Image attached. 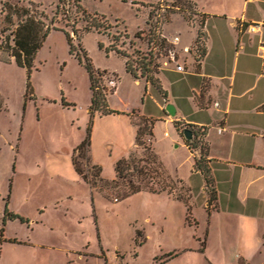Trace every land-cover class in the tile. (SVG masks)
<instances>
[{"label":"rangeland","instance_id":"1","mask_svg":"<svg viewBox=\"0 0 264 264\" xmlns=\"http://www.w3.org/2000/svg\"><path fill=\"white\" fill-rule=\"evenodd\" d=\"M8 1L37 10L46 24L69 33L81 63L69 53L64 33L50 31L33 59L32 90L24 97L26 70L0 48V264H210L203 250V206L190 209L187 221L185 204L175 199L190 200L183 182L193 183V198L200 193L185 161L188 150L174 148V125L158 118L160 99L153 88L158 89L138 67L152 58L155 71L150 75L160 85L157 75L163 55L173 46L169 41L181 35L189 42L192 30L186 26L197 31L201 18L190 16L175 0ZM82 9L98 14V29L85 30ZM7 34L0 12V44ZM86 56L94 69L104 72L107 104L118 113L96 112L90 119ZM125 61L135 77L126 73ZM109 79L116 80V87L108 86ZM145 84L153 88L145 91ZM144 118L151 119L156 139L144 134L143 144H137V126ZM87 127L90 160L78 159L83 171L95 163L102 178L112 180L115 162L128 156L138 161L146 146L171 178L172 195L139 192L121 198L118 187L86 184L71 156ZM168 130L166 141L163 132ZM5 209L27 221L2 222ZM212 235L208 254L217 260L220 254L230 257L232 238ZM262 257L256 254L253 263L264 264Z\"/></svg>","mask_w":264,"mask_h":264},{"label":"crops","instance_id":"2","mask_svg":"<svg viewBox=\"0 0 264 264\" xmlns=\"http://www.w3.org/2000/svg\"><path fill=\"white\" fill-rule=\"evenodd\" d=\"M192 2L204 15L205 55L195 64L191 54H182L183 72L173 64L161 67L157 77L165 97L149 84L145 91L149 86L158 93V118L165 124L177 120L205 128L214 201L209 202L203 176L194 168L197 151L189 150L175 126L172 144L188 150L185 161L190 163V176L197 178L200 193L196 198L193 183H183L191 194L190 209L203 206V250L208 262L254 264V256L263 254L264 263V0ZM248 24L262 27L250 32ZM186 27L192 37L186 43L180 35L183 46L191 45L196 37V31ZM170 75H175L172 83L167 82ZM167 104L173 106V115L165 111ZM170 136L169 130L163 132L166 141ZM216 232L232 238L230 257L220 254L217 260L208 254V242Z\"/></svg>","mask_w":264,"mask_h":264},{"label":"trees","instance_id":"3","mask_svg":"<svg viewBox=\"0 0 264 264\" xmlns=\"http://www.w3.org/2000/svg\"><path fill=\"white\" fill-rule=\"evenodd\" d=\"M62 0H58L60 3ZM176 4H179L183 9L188 11V13L194 16H199V29L196 31V37L191 44V56L195 64H198L200 60L205 55L204 46V15L199 14L196 10L195 4L192 0H175ZM174 5L178 7L177 5ZM0 12L3 13V23L6 25V30L9 34L5 36L0 44V48L4 49L8 53V56L13 58L14 63L26 70V88L24 97H26L28 91L32 88L29 84L30 78V68L32 67V62L37 51L41 48L47 35L52 30H61L50 24H46L41 18L42 14L38 13L37 10H31L30 8L24 6H17L11 4L8 0H1ZM82 15L84 19H87V26L85 30L89 32L91 28L98 29V25L94 24L97 19L98 14L94 12L90 14L82 9ZM103 18V16H100ZM201 29V30H200ZM66 38L69 53L74 55L78 63H81V58L77 53L74 52L72 45V38L69 33L61 30ZM74 32V30H73ZM99 48H101V43H98ZM6 63V61H5ZM152 58H149L147 62H141L138 66L141 70V74H146L147 79H150L151 83L157 87L163 97H165L161 86L152 79L150 73L155 71V68L151 67ZM157 65H154L156 67ZM83 67L87 73L89 80V88L91 91L90 105L88 108V115L90 119L94 117L97 112L99 115H110L118 113L111 109L106 101V91L102 84V73L94 69L88 56L84 59ZM124 67L126 73L135 77V69H132L128 62H124ZM61 104L64 106V100L62 98ZM68 105V104H66ZM151 119L144 118L141 124L137 126L135 141L137 144H143L141 142V137L147 134L149 137H153L152 132V122ZM175 128L180 131L183 135L184 131H188L190 134L189 138H185V144L188 146L189 150L194 153V168L198 170L205 181L206 190L208 193V200H215V190L213 186V178L211 175V167L209 165V159L207 158V147L204 141L205 128L194 126L190 124H185L182 121L173 122ZM151 126V130H150ZM145 128H148L147 130ZM90 127L86 129V136L80 144L73 150L71 156V164L75 172L82 177L84 182L90 187L96 185H102L105 188L118 187L119 195L121 198L129 197L133 194L139 192H149V193H161L166 192L168 195H172L171 186L169 183L172 182L171 178L165 173L162 163L158 158L155 151L150 150L148 147L144 146L145 154L144 156L135 161L132 157H122L119 158L114 165V179L106 180L101 176V168L97 164L93 163L89 165L87 171H83L80 167L78 159L81 158L84 161L90 160L88 156L89 152V141H90ZM157 179V180H156ZM181 182V180H177ZM188 198V197H187ZM176 200L182 201L185 204L187 216L186 219L189 221L190 216V206L188 200L181 196H175ZM92 200V199H91ZM93 206V205H92ZM9 220L19 219L21 222H26L27 219L19 216L16 213L9 212L5 209L2 222Z\"/></svg>","mask_w":264,"mask_h":264},{"label":"built area","instance_id":"4","mask_svg":"<svg viewBox=\"0 0 264 264\" xmlns=\"http://www.w3.org/2000/svg\"><path fill=\"white\" fill-rule=\"evenodd\" d=\"M262 27L261 24H248L246 26V30L250 31V32H257L260 28ZM173 46H171V48H169L166 53L163 55V61L162 64L164 66H167L169 64H173L175 69L177 71L183 72L184 71V67L182 65V54H186V55H190L191 54V45L188 46H181L180 48H178L177 46L180 43V37L179 36H173L172 40L169 41ZM264 46V45H263ZM161 55V53H160ZM162 56V55H161ZM108 86L109 87H116V80L114 79H109L108 80ZM217 105V104H215ZM222 128H218V132H221Z\"/></svg>","mask_w":264,"mask_h":264},{"label":"water","instance_id":"5","mask_svg":"<svg viewBox=\"0 0 264 264\" xmlns=\"http://www.w3.org/2000/svg\"><path fill=\"white\" fill-rule=\"evenodd\" d=\"M165 111H166L167 113L171 114V115L174 114V108H173V106H172L171 104H167V105L165 106ZM183 135H184L185 138H189V137H190V134H189V132H188L187 130L184 131Z\"/></svg>","mask_w":264,"mask_h":264}]
</instances>
